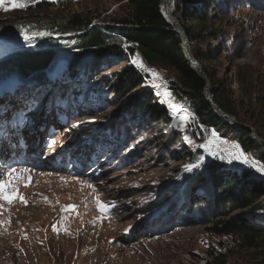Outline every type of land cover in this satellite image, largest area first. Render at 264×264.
<instances>
[{
	"label": "rangeland",
	"instance_id": "374dc122",
	"mask_svg": "<svg viewBox=\"0 0 264 264\" xmlns=\"http://www.w3.org/2000/svg\"><path fill=\"white\" fill-rule=\"evenodd\" d=\"M23 2L27 4L24 8L0 9V78L10 74L7 68L14 60L5 57L15 49L33 53L56 50L65 56H58L53 72L42 70L0 94V150H5L6 139L18 136L31 150L29 160L15 166L31 170L30 183L18 187L28 203L19 198L11 205L0 201L4 204L0 220L5 221L0 225V264H221L219 256L225 264H264V242L256 249L244 246L235 236L213 231L214 221L221 217L245 219L264 227V210L234 209L230 204L229 213L213 215L212 183L213 173L230 171H245L264 183V173L218 158L236 143L264 164L260 151L264 144L254 139L252 131L264 140L257 132L258 128L264 134V0H208L205 24L213 25L218 38L205 33V38L190 41L191 49L206 57L208 76L217 83H211V89L216 90L220 81L226 102L236 110L237 116H232L239 124L226 119L228 125H212L209 116H200L171 88L176 83L175 72L153 68L137 53H128L125 40L122 47L126 54L109 51L93 75L83 73V67L98 57L88 48L75 47L80 32L35 29L57 24L75 12L99 14L94 27L119 25L113 19L123 11L125 1ZM172 7L181 25L197 26L182 10L176 11L175 0ZM21 29L53 35L36 37L34 46H28ZM106 33L108 40L121 38ZM77 50L85 55L78 67L69 69L67 64ZM132 58L151 71L131 64ZM130 65L142 73L145 82L115 94L118 75ZM10 83L7 79L3 84ZM153 83L162 87L153 88ZM143 91H151L154 103L166 113L161 121L131 107ZM165 92L170 95H163ZM186 113L190 118L182 121ZM213 130L220 139L207 148L200 147L212 139ZM248 130L251 142L261 144L259 148L244 138ZM213 151L218 155H210ZM201 156L200 167L185 171V164L195 163ZM0 169L8 168L0 165ZM188 189H199L198 196H192L191 211L181 196ZM96 198L110 206L108 212L99 211ZM172 201L175 206L169 208ZM69 204L77 207L63 211ZM262 204L264 207V196ZM53 223L58 231L53 230Z\"/></svg>",
	"mask_w": 264,
	"mask_h": 264
},
{
	"label": "trees",
	"instance_id": "16d2710c",
	"mask_svg": "<svg viewBox=\"0 0 264 264\" xmlns=\"http://www.w3.org/2000/svg\"><path fill=\"white\" fill-rule=\"evenodd\" d=\"M125 1L122 5L123 11L113 21L119 25H108L104 27H94L93 21L100 18L99 14H91V12H75L63 18L57 24L37 26L38 30L49 29L52 32L69 33L80 32L77 44L78 48H88L94 51L98 57L93 60H88L83 67V73L86 71L95 74L101 66L104 55L109 51L113 53L126 54L122 47V40L126 41V49L128 53H137L142 60L153 68L169 69L176 74V83L171 87L177 96L189 101L194 111L200 116H209V121L212 125H228V120L222 121L215 113V108L212 106L207 96L204 93L206 80L191 66L182 49V37L176 31L172 30V26L166 21L161 12L162 0H121ZM177 10H182L187 18L197 23V26H188L182 23L186 30L190 41L205 38V33H210L214 38H218L216 30L213 25H206V4L208 0H175ZM173 14L177 16V12ZM200 30L198 31V29ZM111 31L120 35L119 40H108L106 31ZM190 51L196 60L199 61L204 70L209 74L205 66L206 57L196 50ZM84 51L77 50V53L72 56L68 68L78 67L84 56ZM58 56H65L56 50L42 49L39 52H29L24 49H15L14 52L5 58L14 60L13 65L9 66L7 70L10 74L23 73L24 76L36 72L37 74L44 70L53 72L57 68V64H53L58 59ZM76 69L81 70V69ZM36 74V75H37ZM42 74H39L41 76ZM38 76V75H37ZM11 78H21L14 76ZM27 78V77H26ZM117 84H115V94L123 93L125 90H133L143 84L144 77L142 73L133 66H127L125 70L117 77ZM213 84H217L210 76ZM213 94L214 101L228 114L237 116L236 110L225 99V89L218 81V88L210 90ZM75 97V96H72ZM134 106V107H133ZM134 109H141L146 111L151 119L161 121L162 117L166 116L163 109H159V105L154 103V97L151 91L142 92L140 97L135 98L132 103ZM137 111V110H135ZM132 112V111H131ZM132 118V117H131ZM130 121V117L127 119ZM131 123V122H130ZM257 132L261 137L264 134L257 128ZM251 131L248 130L244 136L247 141L251 142ZM254 148H259L261 144L251 142ZM261 159L264 162V147H260ZM214 199L216 208L214 214L229 213L228 208L231 204L234 209L249 208L251 211H263L262 198L264 196V183L256 181L250 177L247 172L239 173H213ZM199 178L202 179L201 176ZM203 180H201L202 182ZM199 189H188L186 193L182 194V198L187 200L182 202L186 208L191 211L192 196L197 195ZM209 192V191H208ZM188 193V194H187ZM187 194V196H186ZM165 201V198L162 200ZM166 206V205H163ZM175 206L172 201L169 208ZM215 227L213 231L218 234L232 235L237 237L244 246L260 248L264 242V227L257 226L248 222L245 219L237 220H223L218 218L214 221ZM220 257V256H219ZM218 259V263L225 264V260Z\"/></svg>",
	"mask_w": 264,
	"mask_h": 264
},
{
	"label": "snow or ice",
	"instance_id": "6c2138e0",
	"mask_svg": "<svg viewBox=\"0 0 264 264\" xmlns=\"http://www.w3.org/2000/svg\"><path fill=\"white\" fill-rule=\"evenodd\" d=\"M6 4L9 6H6ZM26 6L27 4L23 2V0H0V9H3L4 11H9L10 8L11 9L24 8ZM20 35L23 37L24 42L28 46H34L33 41L35 40L36 37L51 36L53 34L49 32H30L29 30L21 29ZM125 47H127V45H125ZM130 63L137 66L141 70L151 71L145 69L143 62L138 60L137 58H132ZM151 74L152 76L158 78V73L152 71ZM150 86L153 88L162 87V85L158 83H153ZM163 95H170V93L165 92L163 93ZM161 102L164 103L165 101H161ZM169 107L170 108L175 107V105H169ZM189 118H190L189 114L186 113L184 116L181 117V120L186 121ZM92 122H94V119L81 121L78 122L77 124H74L73 128H77L80 127L82 124L92 123ZM181 127H185V125L182 124ZM211 136L212 139L209 140L207 144L200 145V147L207 148L209 144L215 143L216 140L220 139L218 133L215 130L212 131ZM184 140L188 141L189 143L191 142L188 136H185ZM225 143L228 142L225 141ZM224 151L226 154H220L218 156L220 160H226L229 164L233 162H239L240 164L248 165L250 168H254L259 173H264V164H261L259 161H257L256 159L245 153L239 144L232 143ZM210 155L217 156L218 154L217 152L213 151L210 153ZM203 161H204V157L201 156L196 160L195 163L185 164L184 169L185 171L191 172L194 169L200 167ZM30 171L31 170L27 168L17 169L15 167L8 169H0V201L7 202L9 205H11L15 199L19 198L20 201L27 204L28 201L25 200L23 195L19 194L18 187L20 183H24L25 186H27V184L30 183L31 176L28 175ZM25 176H27V180H25ZM88 187H91L93 188V190H95L94 186L92 185H88ZM96 205L99 211L102 213H106L109 211L110 206L101 202L98 198H96ZM76 207H77L76 205L69 204V205H65L62 210L70 211V210H74ZM3 208H4V204L0 203V210H2ZM4 223L5 221L0 220V225H3ZM52 227L54 231H58V229H56L55 223H53ZM129 227H131V225ZM125 231H127V229H125Z\"/></svg>",
	"mask_w": 264,
	"mask_h": 264
},
{
	"label": "water",
	"instance_id": "95a60500",
	"mask_svg": "<svg viewBox=\"0 0 264 264\" xmlns=\"http://www.w3.org/2000/svg\"><path fill=\"white\" fill-rule=\"evenodd\" d=\"M168 9V0H162L161 3V12L164 15L166 21L172 26V30L176 31L180 34V36L182 37V49L184 51L185 56L187 57L189 63L191 64V66L206 80V86H205V90L204 93L207 96L208 100L210 101V103L212 104V106L215 108V111L222 117V118H231L232 121H234L235 123L239 124L237 121H235L234 117L230 114H228L227 112H225L213 99V94L210 93V87H211V80L207 74V72L204 70V68H202L201 64L199 63L198 60H196V58L192 57L191 55V51L188 50V46L190 44V38L186 32V30L182 27V25L179 23L178 19L176 18V16L170 12H167ZM36 72H33L32 74L26 75L24 76L23 73H13V74H9L6 75L4 77L0 78V85H2L4 83L5 80L10 79H18V78H11L14 76H18L21 77L20 79H24V78H30L34 75H36ZM243 128L245 129H252L249 126H244L241 125ZM253 131V137L254 139H256V141L258 142H262L264 144V140L262 138H260L257 133L252 129Z\"/></svg>",
	"mask_w": 264,
	"mask_h": 264
},
{
	"label": "bare ground",
	"instance_id": "6f19581e",
	"mask_svg": "<svg viewBox=\"0 0 264 264\" xmlns=\"http://www.w3.org/2000/svg\"><path fill=\"white\" fill-rule=\"evenodd\" d=\"M173 2H174V0H168V9H167V12H170V13H172V14H173V7H172ZM188 50H190V44H189V46H188ZM191 55H192V53H191ZM192 57H193V55H192ZM202 68H203V67H202ZM52 71H53V70H52ZM19 84H21V83L12 84V85H10V86H8V87H6V88L15 87V86H17V85H19ZM209 89L211 90V87H210ZM154 93H155V96H157V92L154 91ZM210 93H211V92H210ZM223 119H229V120L232 121L231 118H223Z\"/></svg>",
	"mask_w": 264,
	"mask_h": 264
}]
</instances>
